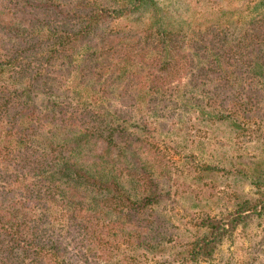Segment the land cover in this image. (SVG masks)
Instances as JSON below:
<instances>
[{"label":"trees","instance_id":"1","mask_svg":"<svg viewBox=\"0 0 264 264\" xmlns=\"http://www.w3.org/2000/svg\"><path fill=\"white\" fill-rule=\"evenodd\" d=\"M112 1L0 0V264H238L264 186L174 224L159 136L188 159L205 122L264 136V0H204L188 33Z\"/></svg>","mask_w":264,"mask_h":264},{"label":"rangeland","instance_id":"2","mask_svg":"<svg viewBox=\"0 0 264 264\" xmlns=\"http://www.w3.org/2000/svg\"><path fill=\"white\" fill-rule=\"evenodd\" d=\"M96 2L105 8L113 4L112 0ZM164 2L172 3L169 4L170 15L177 21L175 26L187 33L191 29L186 22L195 27L209 12L204 0ZM196 135L198 143L188 148V152H192L189 159L175 153V150L180 152L179 140L172 135V140L159 136L164 141V155L159 160L164 176L160 178L171 190L163 209H169L174 224L191 221L203 213L223 215L233 202L256 197L257 190L264 186V136L261 131H232L224 124L205 122L199 124ZM211 163L212 168L205 167ZM230 250L238 264H264V216H257L246 227L238 228Z\"/></svg>","mask_w":264,"mask_h":264}]
</instances>
